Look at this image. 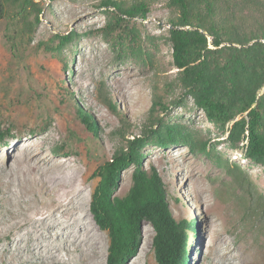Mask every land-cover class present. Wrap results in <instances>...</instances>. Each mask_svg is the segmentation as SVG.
<instances>
[{"label":"rangeland","instance_id":"1","mask_svg":"<svg viewBox=\"0 0 264 264\" xmlns=\"http://www.w3.org/2000/svg\"><path fill=\"white\" fill-rule=\"evenodd\" d=\"M35 1L41 8L39 20L35 23L33 13L23 14L33 24L31 33L23 29L24 17L13 4L6 5L0 21V124L11 130L0 141V264H57L45 236L61 251L59 264H106L108 234L89 210L98 182L93 173L123 138L132 139L149 125L154 84L168 106L159 116L198 141L193 148L148 145L143 150L145 167L154 166L167 187L173 214L195 223L188 264H250L251 252H259L256 245L264 243V166L247 160L246 142L231 145L227 128L216 127L183 95L168 39L170 0H147L146 16L126 18L125 31L107 29L111 15L100 0ZM70 32L77 36L59 52L39 46ZM100 91L110 97L115 111L100 103ZM80 110L94 120L96 136L85 133L77 117ZM28 148L41 150L58 168L64 165L56 172L36 170L37 185L31 184V208L54 218L48 229L30 218L22 203L21 197L28 202L30 197L24 193L28 186L21 194L18 180L28 174L23 176L16 157ZM133 169L122 174L116 195L128 191ZM71 186L78 188L83 217L79 225L73 220L65 226L57 205ZM142 228L144 245L128 264H156L154 231L149 223ZM58 231L70 232L74 239L65 242ZM36 232L41 235L31 239Z\"/></svg>","mask_w":264,"mask_h":264},{"label":"trees","instance_id":"2","mask_svg":"<svg viewBox=\"0 0 264 264\" xmlns=\"http://www.w3.org/2000/svg\"><path fill=\"white\" fill-rule=\"evenodd\" d=\"M169 2L172 13L168 39L183 95L191 97L216 127L227 128L231 145L246 142L247 160L264 166V0ZM8 3L15 5L17 13L24 17L23 29L31 33L33 24L23 14L33 13L36 23L41 12L39 3L0 0V21L6 17ZM99 6L111 15L107 25L111 31L116 26L125 31L126 18H144L148 13L147 0H100ZM76 36L75 32L56 34L39 46L47 52H59ZM99 97L100 103L115 111L110 97L101 91ZM167 109L165 97L154 84L149 125L140 135L123 138L111 158L101 162L93 173L98 182L89 210L97 227L108 234L106 264H128L137 255L144 223H149L154 231L156 264L189 263L190 233L195 231V223L173 214L167 187L157 169L145 167L143 150L148 145L193 148L198 143L183 127L169 125L159 116ZM77 117L85 133L96 136L97 126L90 115L80 110ZM10 133L0 124V141ZM131 167V185L120 197L116 192L122 174Z\"/></svg>","mask_w":264,"mask_h":264},{"label":"bare ground","instance_id":"3","mask_svg":"<svg viewBox=\"0 0 264 264\" xmlns=\"http://www.w3.org/2000/svg\"><path fill=\"white\" fill-rule=\"evenodd\" d=\"M40 151L41 150H39V151H36V150L32 151L29 148L27 150H25V151H21V153L16 157V164H17V166H19V169L23 173V176L26 173L28 174V176H26V177L25 176L24 177L22 176L23 179L22 178L21 179L23 181L21 180V182H20V180H18L19 183H20L19 184V188H20L21 194L23 193L22 187L23 186H28V189L27 190L24 189L25 190L24 193H28V195L30 197L29 202L28 201H25L24 198L21 197L23 199L22 203L25 205L26 211H27L29 217L30 218H34V219H37L38 222H40L42 225H44L45 228L48 229L49 228V225H52V220L54 218L52 219L51 216H48V214L50 213L48 211H43L42 209H38V208L36 209L34 206H33V208H31V205H29V203H32L33 202L32 201L33 198L35 199V197L33 196L32 192H31L32 189H33V187H31V184H33V183L36 184V182H38L37 181L38 179H36L37 178V174H38V173L35 172L36 170L39 169V171H40V169H41L42 170V173L47 172V171H52V172L55 171L56 172V171L62 169L64 165H60L59 168L56 167L55 166L56 163H52L51 161H49L50 160L49 158H48L49 160L46 159V158H44L42 156L43 153L40 152ZM24 163L26 164V166L25 167H22ZM63 179H64V177L61 176L60 180H63ZM57 180H58V178H56V181ZM15 181H16V179H15ZM41 185H44V183L41 184ZM77 190H78L77 187L71 186L70 189L68 190V193L69 194L63 193L60 196V203H59V205H57L58 206V212H57L58 214H57V216L61 220V222L63 223V225H65V226H66V224L69 221H73V220H74L73 222L76 225H79L80 224L81 217H83L82 214H81L83 211H80L79 210L81 208V205H80L79 202H77V198H78L77 197L78 196ZM78 206H79V208L77 210H79L80 212L78 214H76L75 208L78 207ZM81 210H83V208ZM54 211H55V209H54ZM83 215H84V213H83ZM57 233L61 236L60 239L62 238V240L65 241V242H67V241L68 242H71L74 239V235L72 233H70V232H67V231L66 232H64V231H58ZM49 234L51 236V233L50 232H49ZM38 235L40 236L41 234L39 232H36L35 233V237L32 235L31 236V239L33 237V239L37 240V236ZM42 240L47 245V249H48L50 255L53 256L54 259H56L57 264L62 263L63 262V257L60 255L61 253H59L60 250L58 251V249L56 247L52 246L53 243H52L51 239L49 237L45 236L44 238H42ZM143 245H144V242L141 243L140 251H141ZM49 247H50V250H49ZM256 247H257V249H260V251L259 252L257 251V252H254V253L252 251L251 252L252 254L249 253V254H251L249 256V258H250V264H264V261L261 258L262 254L264 253V243H261L259 245H256ZM45 248H46V246H45ZM44 253H46V252H44ZM253 254L255 256H253ZM66 259H65V261H66Z\"/></svg>","mask_w":264,"mask_h":264}]
</instances>
